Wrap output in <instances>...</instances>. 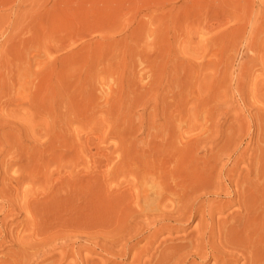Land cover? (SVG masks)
<instances>
[{"label": "rangeland", "instance_id": "rangeland-1", "mask_svg": "<svg viewBox=\"0 0 264 264\" xmlns=\"http://www.w3.org/2000/svg\"><path fill=\"white\" fill-rule=\"evenodd\" d=\"M262 180L264 0H0V264H264Z\"/></svg>", "mask_w": 264, "mask_h": 264}, {"label": "bare ground", "instance_id": "bare-ground-1", "mask_svg": "<svg viewBox=\"0 0 264 264\" xmlns=\"http://www.w3.org/2000/svg\"><path fill=\"white\" fill-rule=\"evenodd\" d=\"M186 135H187V134H186ZM188 137H189V136H188ZM191 137H192V136H191ZM193 137H194V136H193ZM193 137H192V138H193ZM198 137H199V136H198ZM198 137H197V138H198ZM175 138H176V137H175ZM181 138H182V137H181ZM189 138H190V137H189ZM195 138H196V137H195ZM200 138H201V137H200ZM200 138H199V139H200ZM179 139H180V137H179ZM186 139H187V137H186ZM186 139H185V140H186ZM169 140H170V139H169ZM181 140H182V139H181ZM187 140H188V139H187ZM190 140H191V139H190ZM193 140H194V139H193ZM204 140H205V139H204ZM174 141H175V140H174ZM178 141H180V140H178ZM182 141H183V140H182ZM171 142H172V141H171ZM202 142H203V141H202ZM183 143H185V142H183ZM186 143H187V142H186ZM188 143H189V142H188ZM191 143H192V141H191ZM165 144H166V143H165ZM168 144H169V143H168ZM171 144H172V143H171ZM203 144H204V143H203ZM182 145H183V144H182ZM185 145H186V144H185ZM185 145H184V147H185ZM194 145H195V144H194ZM189 146H190V145H189ZM198 146H199V145H198ZM171 147H172V146H171ZM175 147H176V146H175ZM192 147H193V146H192ZM169 150H170V149H169ZM182 150L185 151L186 149L183 148ZM195 151H196V150H195ZM195 151H194V152H195ZM162 152H163V151H162ZM164 152H165V151H164ZM178 152L180 153V151H178ZM208 152H209V151H208ZM187 153H188V152H187ZM190 153H191V151H190ZM172 154H173V153H172ZM172 154H171V155H172ZM182 154H184V152L181 153V155H182ZM210 154H211V153H210ZM161 155H162V154H161ZM176 155H177V154H176ZM178 155H179V154H178ZM178 155H177V156H178ZM181 155H180V158H182ZM215 155H216V154H215ZM174 156H175V155H174ZM174 156H173V157H174ZM194 156H195V155H194ZM206 156H207V155H206ZM167 157H168V156H167ZM186 158H187V155H186ZM190 158H191V157H190ZM211 158H212V157H211ZM214 158H215V157H214ZM164 159H165V158H164ZM184 159H185V158H184ZM168 160H170V159H168ZM175 160H176V159H175ZM186 160H189V159H186ZM196 160H197V159H196ZM173 161H174V160H173ZM176 161H177V160H176ZM197 161H198V160H197ZM197 161H196V162H197ZM178 162H179V160H178ZM192 162H194V161H192ZM209 162H210V161H209ZM161 163H162V162H161ZM176 163H177V162H176ZM184 163H185V162H183V164H184ZM186 163H187V162H186ZM197 163H198V162H197ZM197 163H196V164H197ZM187 164H188V163H187ZM212 164H213V163H212ZM155 165H156V164H155ZM164 165H165V163H164ZM172 165H174V164H172ZM189 165H190V164H189ZM205 165H206V161H205ZM205 165L202 166V167L204 168ZM235 165H236V163H235ZM260 165H261V164H260ZM148 166H149V165H148ZM167 166H168V165H167ZM169 166H170V165H169ZM180 166H182V165H180ZM144 167H147V166H144ZM156 167H157V166H156ZM160 167H161V166H160ZM170 167H171V166H170ZM175 167H176V166H175ZM184 167H186V166H184ZM200 167H201V166H200ZM221 167H222V166H221ZM127 168H128V167H127ZM173 168H174V167H173ZM176 168H177V167H176ZM176 168H175V169H176ZM197 168H198V167H197ZM197 168H196V170H197ZM205 168H206V167H205ZM146 169H147V168H146ZM164 169H165V168H164ZM164 169H163V170H164ZM179 169H180V168H179ZM181 169H182V168H181ZM192 169H193V168H192ZM212 169H213V168H212ZM124 170H125V169H124ZM140 170H141V169H140ZM150 170H151V169H150ZM157 170H158V169H157ZM215 170H216V169H215ZM134 171H135V170H134ZM155 171H156V170H155ZM164 171H165V170H164ZM180 171H181V170H180ZM204 171H205V170H204ZM170 172H171V171H170ZM178 172H179V171H178ZM185 172L188 173L189 171H186V170L184 169V173H185ZM191 172H192V171H191ZM191 172H190V173H191ZM196 172H197V171H196ZM206 172H207V171H206ZM259 172H260V171H259ZM144 173H145V170H144ZM148 173H150V172L148 171ZM148 173H147V176H148ZM156 173H157V172H156ZM173 173H174V171H173ZM212 173H213V172H212ZM152 174H153V173H152ZM159 174H160V172H159ZM168 174H169V173H168ZM171 174H172V173H171ZM171 174H170V175H171ZM179 174H180V173H179ZM182 174H183V173H182ZM191 174H192V173H191ZM191 174H190V175H191ZM204 174H205V172H204ZM247 174H248V173H247ZM247 174H246V175H247ZM254 174H255V173H254ZM30 175H31V174H30ZM140 175H141V174H140ZM140 175H139V176H140ZM145 175H146V174H145ZM157 175H158V174H157ZM170 175H169V177H170ZM175 175H176V173H175ZM208 175H210V174H208ZM142 176H144V175H142ZM150 176H151V174H150ZM155 176H156V175H155ZM199 176H200V175H199ZM218 176H219V175H218ZM244 176H245V175H244ZM29 177H30V176H29ZM45 177H46V176H45ZM151 177H152V176H151ZM153 177H154V175H153ZM161 177H162V176H161ZM161 177L158 176V178H161ZM169 177H168V178H169ZM173 177H174V176H173ZM178 177H180L179 180H178L177 176H176L177 180L172 178L173 183L170 182V184H166V183L164 184V183L158 182L159 180H157V179H154V181H153V180L150 181V183H153V184H154V185H149V188H151L150 186L154 187V188H153V189H154V190H153V195H154V194H155V195L153 196L152 193H151V196H153L154 198H155V196H156V199H153V201L155 200V202H154V205H155V206L152 205V204H153V203H152L153 201L150 202L151 204H148L149 202L146 204L147 201H144V204H146V206H148V205H149V206L152 205L153 208H155V210H156V208H157L158 211L161 210V212H162V211H166V212H167V211L169 210V213H170V214H171V212H172V213H173V212H176L175 214H177V212H178L177 210H180V214H179V215H181V218H180V219H182V220L190 219L191 216L197 217V214H198V212H199V211H198L199 208L196 209L195 206H194L193 208H187V206H186V209H178L179 207L182 208V207L180 206V204L178 205V203L181 202V198L183 197V196L181 197L180 195H184V193H185V192L187 191V189H188L187 183H188L189 181H192V179H190L189 177H187L185 174H184V175H178ZM129 178H130V176H129ZM134 178H137V177H134ZM139 178H140V177H139ZM144 178H146V177L144 176ZM144 178H143V179L141 178V179L144 181V180H145ZM155 178H156V177H155ZM163 178H164V177H163ZM165 178H166V177H165ZM165 178H164V179H165ZM181 178H182V179H181ZM192 178H193V175H192ZM195 178H196V177H195ZM219 178H220V177H219ZM227 178H228V177H227ZM255 178H256V177H255ZM29 179H30V178H29ZM151 179H153V178H151ZM164 179H162V180H164ZM170 179H171V177H170ZM203 179H204V178H202V180H203ZM206 179H207V178H206ZM238 179H239V178H238ZM134 180H135V179H134ZM155 180H157V182H155ZM165 180H166V179H165ZM200 180H201V179H200ZM235 180H237V179H235ZM11 181H12V180H11ZM131 181H132V180H131ZM138 181H139V180H138ZM148 181H149V180H148ZM203 181H204V180H203ZM205 181H206V180H205ZM212 181H213V180H212ZM237 181H238V180H237ZM262 181H264V180H262ZM135 182H137V181H135ZM139 182H140V181H139ZM141 182H142V181H141ZM141 182H140V184H142ZM167 182H168V181H167ZM196 182L199 183L198 180H196ZM200 182H201V181H200ZM206 182H207V181H206ZM213 182H214V181H213ZM219 182H220V181H219ZM238 182H239V181H238ZM243 182H244V181H243ZM252 182H253V181H252ZM145 183H147V182L145 181ZM194 183H195V182H194ZM194 183H192L193 186H195ZM210 183H211V182H210ZM220 183H221V182H220ZM255 183H256V182H255ZM260 183H261V182H260ZM118 184H119V183H118ZM127 184H128V182H127ZM129 184H130V183H129ZM136 184H137V183H136ZM148 184H149V183H148ZM143 185L145 186L144 183H143ZM188 185H190V184H188ZM214 185H215V184H214ZM226 185H227V184H226ZM237 185H238V184H237ZM259 185H260V184H259ZM134 186H135V185H134ZM144 186H141V187H144ZM197 186H199V185H197ZM222 186H223V185H222ZM243 186H244V183H243ZM141 187H140V188H141ZM147 187H148V185H147ZM147 187H146V188H147ZM191 187H192V186H191ZM202 187H203V186H202ZM202 187H201V188H202ZM211 187H212V186H211ZM223 187H224V186H223ZM244 187H245V186H244ZM244 187H243V188H244ZM17 188H18V187H17ZM55 188H56V187H55ZM115 188H116V187H115ZM118 188H119V187H118ZM127 188H128V187H127ZM138 188H139V187H138ZM138 188H135V189H138ZM146 188H144V189L142 190V192H141V190H140V192H141V197L143 196V198L146 197V196H148V195H149V192L151 191V190L148 191V190H147L148 188H147V189H146ZM189 188H190V186H189ZM201 188H200V189H201ZM204 188L207 189V186L204 187ZM209 188H210V187H209ZM218 188H219V186H218ZM243 188H242V189H243ZM250 188H251V187H250ZM258 188H259V187H258ZM9 189H10V188H9ZM15 189H16V188H15ZM116 189H117V188H116ZM131 189H133V186H132ZM151 189H152V188H151ZM195 189H196V188H195ZM195 189H194V190H195ZM211 189H212V188H211ZM247 189H248V188H247ZM114 190H115V189H114ZM119 190H120V188H119ZM138 190H139V189H138ZM138 190H136V191H138ZM189 190H190V189H189ZM189 190H188V191H189ZM208 190H209V189H208ZM254 190H255V189H254ZM129 191H130V190H129ZM196 191H197V190H196ZM215 191H216V190H215ZM248 191H249V190H248ZM251 191H252V190H251ZM47 192H48V191H47ZM120 192H121V191H120ZM134 192H135V191H134ZM138 192H139V191H138ZM140 192H139V194H140ZM207 192H208V191H207ZM122 193H123V192H122ZM126 193H127V191H126ZM130 193H131V191H130ZM132 193H133V192H132ZM132 193H131V194H132ZM191 193H194V191H192V192L190 191V194H189L190 196H192ZM201 193H202V192H201ZM213 193H214V192H213ZM248 193H250V192H248ZM260 193H261V192H260ZM123 194H124V193H123ZM134 194H135V193H134ZM136 194H137V193H136ZM187 194H188V193H187ZM226 194H227V193H226ZM241 194H242V193H241ZM244 194H245V193H244ZM258 194H259V192H258ZM262 194H264V193H262ZM189 195H187V196H189ZM203 195H204V194H203ZM223 195H224V194H223ZM252 195H253V194H252ZM130 196H131V195H130ZM137 196H139V195H137ZM151 196H150V199L153 198V197H151ZM215 196H216V195H215ZM233 196H234V195H233ZM243 196H244V195H243ZM260 196H261V195H260ZM48 197H49V196H48ZM92 197H93V196H92ZM131 197H132V196H131ZM239 197H240V195H239ZM245 197H246V196H245ZM254 197H257V196H254ZM261 197H262V196H261ZM132 198H133V197H132ZM135 198H136V195H135ZM146 198H147V197H146ZM148 198H149V197H148ZM183 198H184V197H183ZM203 198H204V197H203ZM250 198H251V197H250ZM24 199H25V198H24ZM24 199H23V200H24ZM89 199H90V198H89ZM112 199H113V198H112ZM139 199H140V196H139ZM139 199H138V200H139ZM144 199H145V198H144ZM187 199H188V198L186 197V201H187ZM206 199H207V198H206ZM122 200H123V199H122ZM129 200H130V199H129ZM138 200H137L136 203L139 204V202L142 201V198H141V201L139 200V202H138ZM145 200H146V199H145ZM239 200H241V199H239ZM246 200H247V199H246ZM260 200H261V198H260ZM44 201H45V200H44ZM61 201H62V199H61ZM87 201H88V200H87ZM90 201H91V200H90ZM134 201H136V199H135ZM148 201H149V199H148ZM258 201H259V200H258ZM258 201H257V202H258ZM30 202H31V201H30ZM32 202H33V201H32ZM191 202H193V201L191 200ZM197 202H198V201H197ZM211 202H213V201H211ZM225 202H226V201H225ZM188 203H189V202H188ZM229 203H230V202H229ZM255 203H256V202H255ZM47 204H48V203H47ZM129 204H131V203H129ZM138 204H136V205L138 206ZM184 204L186 205V203H183V205H184ZM209 204H210V203H209ZM227 204H228V203H227ZM22 205H23V204H22ZM136 205H135V206H136ZM142 205H143V202H142ZM142 205H140V206H142ZM188 205H189V204H188ZM191 205H192V204H191ZM215 205H216V204H215ZM221 205H223V204H221ZM249 205H250V204H249ZM249 205H248V206H249ZM252 205H253V204H252ZM84 206H85V205H84ZM115 206H116V205H115ZM125 206L127 207V205H125ZM135 206H134V207H135ZM140 206H138V207H140ZM178 206H179V207H178ZM205 206H206V205H205ZM223 206H225V205H223ZM238 206H239V205H238ZM248 206H247V207H248ZM132 207H133V205H132ZM183 207H184V206H183ZM189 207H190V206H189ZM191 207H192V206H191ZM196 207H197V206H196ZM211 207H213V206H211ZM219 207H220V206H219ZM242 207H243V206H242ZM256 207H257V206H256ZM151 208H152V207H151ZM153 208H152V209H153ZM201 208H202V207H201ZM237 208H238V207H237ZM237 208H236V209H237ZM254 208H255V207H254ZM118 209H119V208H118ZM136 209H137V208H136ZM138 209H139V208H138ZM148 209H149V208H148ZM148 209H147V210H148ZM152 209H151V210H152ZM216 209H217V208H216ZM216 209H215V211H216ZM250 209H252V207H251ZM121 210H122V209H121ZM124 210H125V209H124ZM131 210H132V208H131ZM141 210H143V209L141 208ZM205 210H206V209H205ZM219 210H220V208H219ZM221 210H222V209H221ZM223 210H224V208H223ZM245 210H246V209H245ZM115 211H116V210H115ZM143 211H144V210H143ZM149 211H150V209H149ZM153 211H154V209H153ZM212 211H214V210H212ZM235 211H236V210H235ZM248 211H249V210H248ZM251 211H252V210H251ZM56 212H57V211H56ZM132 212H133V211H132ZM151 212H152V211H151ZM155 212H156V211H155ZM166 212H164V214H165ZM200 212H201V211H200ZM208 212H209V211H208ZM210 212H211V211H210ZM219 212H221V211H219ZM246 212H247V211H246ZM249 212H250V211H249ZM116 213H117V212H116ZM126 213H127V212H126ZM144 213H146V212H144ZM147 213H148V212H147ZM149 213H150V212H149ZM169 213H168V215H169ZM178 213H179V212H178ZM202 213H203V212H202ZM205 213H206V212H205ZM232 213H233V212H232ZM236 213H237V212H236ZM255 213H256V212H255ZM258 213H260V212H258ZM262 213H264V212H262ZM28 214H29V213H28ZM30 214H31V213H30ZM118 214H119V213H118ZM131 214H133V213H131ZM138 214H139V213H138ZM140 214H141V213H140ZM142 214H143V213H142ZM161 214H162V213H161ZM175 214H174L173 216H175ZM239 214H240V213H239ZM247 214H248V213H247ZM60 215H61V214H60ZM119 215H120V214H119ZM144 215H145V214H144ZM146 215H147V214H146ZM158 215H159V214H158ZM179 215H178V216H179ZM207 215H209V214H207ZM218 215H219V214H218ZM237 215H238V214H237ZM245 215H246V214H245ZM254 215H255V214H254ZM45 216H46V215H45ZM121 216H122V214H121ZM124 216H127V215L124 214ZM132 216H133V215H132ZM154 216H155V215H154ZM171 216H172V214H171ZM173 216H172V217H173ZM178 216H177V219L180 217V216H179V217H178ZM200 216H201V215H200ZM200 216H199V217H200ZM211 216H212V215H211ZM216 216H217V215H216ZM224 216H225V215H224ZM249 216H250V215H249ZM114 217H115V216H114ZM144 217H146V216H144ZM148 217H149V216H148ZM167 217H168V216H167ZM167 217H166V219H167ZM172 217H170V218H172ZM185 217H186V218H185ZM208 217H209V216H208ZM220 217H221V216H220ZM231 217H232V216H231ZM241 217H242V216H241ZM247 217H248V216H247ZM252 217H253V215H252ZM262 217H264V216H262ZM50 218H51V216H50ZM140 218H141V217H140ZM140 218H139V219H140ZM184 218H185V219H184ZM197 218H198V217H197ZM40 219H41V218H40ZM48 219H49V218H48ZM78 219H79V218H78ZM120 219H121V218H120ZM146 219H147V218H146ZM146 219H145V220H146ZM172 219H173V218H172ZM209 219L212 220V218H210V217H209ZM215 219H216V218H215ZM227 219H228V218H227ZM229 219H230V218H229ZM245 219H246V218H245ZM250 219H251V218H250ZM31 220H32V219H31ZM44 220H45V218H44ZM46 220H47V219H46ZM123 220H124V219H123ZM126 220H127V219H126ZM129 220H130V219H129ZM134 220H135V219H134ZM136 220H137V219H136ZM153 220H154V218H153ZM159 220H160V219H159ZM173 220H176V219H173ZM199 220H202V219H199ZM47 221H48V220H47ZM53 221H54V220H53ZM177 221H178V220H177ZM189 221H190V220H189ZM202 221H203V220H202ZM202 221H201V222H202ZM217 221H218V220H217ZM220 221H222V220H220ZM234 221H235V220H234ZM236 221H237V220H236ZM249 221H250V220H249ZM253 221H256V220H253ZM29 222H30V221H29ZM34 222H36V221L34 220ZM136 222H137V221H136ZM147 222H149V221H147ZM174 222H175V221H174ZM180 222H181V221H180ZM237 222H238V221H237ZM245 222H246V221H245ZM124 223H125V222H124ZM126 223H127V221H126ZM159 223H160V222H159ZM182 223H183V222H182ZM229 223H230V222H229ZM35 224H36V223H35ZM200 224H201V223H200ZM232 224H233V223H232ZM246 224H247V223H246ZM130 225H131V223H130ZM161 225H162V224H161ZM178 225H179V224H178ZM194 225H195V224H194ZM198 225H199V223H198ZM202 225H203V224H202ZM217 225H219V224H217ZM226 225H227V224H226ZM237 225H239V224H237ZM240 225H241V224H240ZM35 226H36V225H35ZM141 226H143V225L141 224ZM150 226H151V225H150ZM170 226H171V225H170ZM175 226H176V225H175ZM185 226H186V225H185ZM205 226H206V225H205ZM222 226H223V225H222ZM255 226H256V225H255ZM255 226H254V229H256ZM261 226H262V225H261ZM32 227H33V226H32ZM36 227H39V226H36ZM36 227H35V228H36ZM60 227H61V226H60ZM126 227H127V225H126ZM128 227H129V226H128ZM128 227H127V230H128V231H129V230L131 231V229H128ZM132 227H133V226H132ZM135 227H136V226H135ZM137 227H138V226H137ZM137 227H136V229H137ZM153 227H154V226H153ZM171 227H172V226H171ZM177 227H178V226H177ZM196 227L198 228L199 226L196 225ZM213 227H214V226H213ZM220 227H221V226H220ZM232 227H233V226H231V228H232ZM237 227H238V226H237ZM240 227H241V226H240ZM250 227H251V226H250ZM258 227H259V225H258ZM48 228H49V227H48ZM54 228H55V227H54ZM129 228H130V227H129ZM139 228H140V227H139ZM142 228H143V227H142ZM146 228H148V227H146ZM165 228H166V227H164V230H165ZM168 228H170V227L168 226ZM168 228H166V229H168ZM197 228H196V229H197ZM199 228H200V227H199ZM248 228H249V227H248ZM37 229H38V228H37ZM49 229H50V228H49ZM144 229H145V228H144ZM149 229H150V227H149ZM152 229H153V228H152ZM154 229H155V228H154ZM174 229H175V228H174ZM174 229H172V230H174ZM192 229H193V228H192ZM202 229H203V228H202ZM232 229H233V228H232ZM235 229H236V228H235ZM238 229H239V228H238ZM242 229H243V228H242ZM244 229H245V227H244ZM32 230H33V229H32ZM44 230H45V229H44ZM58 230H60V229H58ZM61 230H62V228H61ZM122 230H123V229H122ZM161 230H163V229H161ZM164 230H163V231H164ZM198 230H199V229H198ZM219 230H220V229H219ZM229 230H230V229H229ZM246 230H247V229H246ZM260 230H261V229H260ZM33 231H35V229H34ZM33 231H32V232H33ZM45 231H47V230H45ZM45 231H44V232H45ZM128 231H127V232H128ZM159 231H160V230H159ZM190 231H191V230H190ZM192 231H193V230H192ZM208 231H209V230H208ZM210 231H211V230H210ZM222 231H223V230H222ZM225 231H226V230H225ZM52 232H53V231H51V233H52ZM55 232H56V231H55ZM55 232H54V233H55ZM61 232H62V231H61ZM61 232H59V233L61 234ZM124 232H125V231H124ZM143 232H144V230H143ZM166 232H167V230H166ZM170 232H171V231H170ZM170 232H169V233H170ZM188 232H189V231H188ZM198 232H199V231H198ZM200 232H201V231H200ZM213 232H214V231H213ZM217 232H218V231H217ZM234 232H235V231H234ZM257 232H258V231H257ZM26 233H27V232H26ZM35 233H36V232H35ZM54 233H53V234H54ZM57 233H58V231H57ZM59 233H58V235L60 236ZM141 233H142V232H141ZM158 233H159V232H158ZM180 233H181V232H180ZM185 233H186V232H185ZM205 233H206V232H205ZM223 233H224V232H223ZM228 233H229V232H228ZM250 233H251V232H250ZM33 234H34V233H33ZM36 234H37V233H36ZM40 234H41V233H40ZM150 234H152V233H150ZM156 234H157V233H156ZM190 234H191V233H190ZM195 234H196V233H195ZM208 234H211V233H208ZM255 234H256V233H255ZM259 234H260V233H259ZM26 235H27V234H26ZM125 235H126V234H125ZM128 235H130V234H128ZM128 235H127V236H128ZM134 235H135V234H134ZM143 235H144V234H143ZM178 235H179V234H178ZM181 235H182V233H181ZM242 235H243V234H242ZM244 235H245V234H244ZM256 235H257V234H256ZM41 236H42V234H41ZM50 236H51V238H53L52 235H50ZM54 236H57V234L54 235ZM117 236H119V235H117ZM132 236H133V235H132ZM167 236H169V235H167ZM183 236H184V235H183ZM186 236H187V234H186ZM206 236H207V235H206ZM210 236H212V234H211ZM210 236H209V237H210ZM217 236H218V234H217ZM230 236H231V235H230ZM230 236H229V237H230ZM234 236H235V235H234ZM236 236H238V235L236 234ZM259 236H260V235H258V238H260V240H261V237H259ZM42 237H43V236H42ZM42 237H41V238H42ZM61 237H62V235H61ZM149 237H151V236H149ZM170 237H171V236H170ZM200 237H201V236H200ZM244 237H245V236H244ZM247 237H248V236H247ZM247 237H246V238H247ZM251 237H252V236H251ZM39 238H40V237H39ZM44 238H45V236H44ZM139 238H140V237H139ZM160 238H161V237H160ZM163 238H164V237H163ZM174 238H175V237H174ZM178 238H179V237H178ZM194 238H195V237H194ZM202 238H203V237H202ZM253 238H254V237H253ZM262 238H264V237H262ZM21 239H22V238H21ZM21 239H20V240H21ZM29 239H30V238H29ZM29 239H28V240H29ZM34 239H35V238H34ZM37 239H38V238H36V241H37ZM112 239H113V238H112ZM151 239H152V238H151ZM168 239H169V238H168ZM186 239H188V238H186ZM192 239H193V238H192ZM195 239H196V238H195ZM197 239H198V238H197ZM210 239H211V238H210ZM214 239H216V238H214ZM221 239H222V237H221ZM223 239H224V238H223ZM230 239H231V237H230ZM240 239H241V238H240ZM242 239H243V238H242ZM255 239H256V238H255ZM44 240H45V239H44ZM58 240H59V238H58ZM127 240H128V239H127ZM137 240H138V239H137ZM148 240H149V239H148ZM153 240H154V239H153ZM161 240H162V239H160V241H161ZM166 240H167V239H166ZM181 240H182V239H181ZM189 240H190V239H189ZM200 240H201V239H200ZM205 240H206V239H205ZM217 240H218V239H217ZM248 240H249V239H248ZM253 240H254V239H253ZM260 240H259V241H260ZM40 241H41V239H40ZM40 241H38V243H39ZM46 241H48V239H47ZM50 241H51V239H50ZM146 241H147V239H146ZM168 241L171 242V240H168ZM172 241H173V240H172ZM174 241H175V240H174ZM179 241H180V240H179ZM182 241H183V240H182ZM191 241H192V240H191ZM219 241H220V237H219ZM229 241H230V240H229ZM244 241H245V240H244ZM249 241H250V240H249ZM257 241H258V240H257ZM259 241H258V242H259ZM262 241H264V240H262ZM21 242H22V241H21ZM21 242H20V243H21ZM158 242H159V240H158ZM176 242H177V241H176ZM180 242H181V241H180ZM186 242H187V241H186ZM186 242H185V243H186ZM188 242H189V241H188ZM198 242H199V241H198ZM225 242H226V241H225ZM231 242H232V241H231ZM251 242H252V241H251ZM254 242L256 243V241H254ZM254 242H253V244H254ZM47 243H48V242H47ZM54 243H55V242H54ZM54 243H53V244H54ZM112 243H113V242H112ZM146 243H147V242H146ZM150 243H151V242H150ZM160 243H161V242H160ZM163 243H164V242H163ZM171 243H172V242H171ZM189 243H191V242H189ZM193 243H194V242H193ZM193 243H192V244H193ZM210 243H211V242H210ZM217 243H219V242L217 241ZM220 243L222 244L221 241H220ZM237 243H238V242H237ZM240 243H241V242H240ZM247 243H248V242H247ZM259 243H261V242H259ZM40 244H42V243H40ZM175 244H176V247H177L178 244H177V243H175ZM175 244H173V245H175ZM186 244H187V243H186ZM198 244H199V243H197V245H198ZM206 244H207V243H206ZM249 244H250V242H249ZM261 244H264V242H262ZM261 244H260V245H261ZM29 245H30V244H29ZM29 245H28V246H29ZM42 245H43V244H42ZM48 245H49V244H48ZM134 245H135V244H134ZM158 245H159V243H158ZM189 245H190V244H189ZM197 245H196V246H197ZM208 245H209V244H208ZM208 245H207V246H208ZM222 245H223V244H222ZM225 245L227 246L226 243H225ZM260 245H258V247H259ZM37 246H38V245H37ZM219 246H220V245H219ZM231 246H232V245H231ZM242 246H243V245H242ZM245 246H246V245H245ZM253 246H254V245H253ZM261 246H262V245H261ZM24 247H25V246H24ZM129 247H130V246H129ZM171 247H172V246H171ZM171 247H170V248H171ZM181 247H183V246H181ZM189 247H190V246H189ZM194 247H195V246H194ZM194 247H193V249H195ZM221 247H222V246H221ZM227 247H228V246H227ZM229 247H230V245H229ZM229 247H228V248H229ZM233 247H234V246H233ZM249 247H250V246H249ZM256 247H257V246H256ZM32 248H34V246H33ZM46 248H47V247H46ZM153 248H154V247H153ZM161 248H162V247H161ZM167 248H168V247H167ZM207 248H208V247H207ZM214 248H215V246H214ZM228 248H226V249H228ZM237 248H238V247H237ZM131 249H132V248H131ZM136 249H137V248H136ZM165 249H166V248H165ZM187 249H188V247H187ZM190 249H191V247H190ZM197 249H198V247H197ZM211 249H213V248H211ZM224 249H225V248H224ZM226 249H225V250H226ZM235 249H236V248H235ZM248 249H251V248H248ZM253 249H254V247H253ZM253 249H252V250H253ZM259 249H260V247L257 248V250H259ZM29 250H30V249H29ZM29 250H28V251H29ZM35 250H36V249H35ZM39 250H41V249L39 248ZM39 250H38V248H37V251H39ZM123 250H124V249H123ZM125 250H126V249H125ZM128 250L130 251V248H129ZM158 250H159V249H158ZM171 250H172V249H171ZM178 250H179V249H178ZM199 250H200V249H199ZM199 250H198V251H199ZM201 250H202V249H201ZM205 250H206V249H205ZM229 250H231V248H230ZM238 250H239V249H238ZM262 250H264V249H262ZM53 251H54V250H53ZM55 251H56V250H55ZM132 251H133V249H132ZM154 251H155V250H154ZM163 251H164V250H163ZM166 251H167V249H166ZM180 251H181V250H180ZM186 251H187V250H186ZM186 251H185V252H186ZM195 251H197V250H195ZM208 251H209V250H208ZM212 251H213V250H212ZM236 251H237V250H236ZM236 251H234V252H236ZM243 251H244V250H243ZM245 251H246V250H245ZM34 252H35V251H34ZM122 252H123V251H122ZM124 252H125V251H124ZM145 252H146V251H145ZM169 252H170V251H169ZM173 252H174V251H173ZM173 252H171V253H173ZM221 252H224V250H221ZM225 252H226V251H225ZM237 252H238V251H237ZM248 252L250 253V254H248V255H253V253H254V251L252 252L251 250H250V251L248 250ZM260 252H261V251H260ZM260 252L258 251V254H259ZM32 253H33V252H32ZM127 253H128V252H127ZM142 253H143V252H142ZM148 253H149V252H148ZM152 253H153V252H152ZM183 253H184V251H183ZM186 253H187V252H186ZM206 253H207V252H206ZM206 253H205V254H200V256H201V255L204 256V255H206ZM213 253H214V252H213ZM226 253H227V252H226ZM230 253H231V252H230ZM44 254H45V253H44ZM47 254H51V253H47ZM47 254H46V256H47ZM150 254H151V252H150ZM157 254H158V253H157ZM165 254H166V253H165ZM175 254H176V252H175ZM192 254H193V253H192ZM198 254H199V252H198ZM208 254H209V253H208ZM221 254H222V253H221ZM236 254H237V253H236ZM238 254H239V253H238ZM238 254H237V255H238ZM258 254H257V259H258ZM143 255H144V254H143ZM146 255H148V254H146ZM161 255H162V254H161ZM177 255H178V254H177ZM185 255H186V254H185ZM185 255H184V257L187 258V256H185ZM188 255H189V253H188ZM212 255L215 256L214 254H212ZM223 255H224V254H223ZM229 255H230V254H229ZM237 255H235L236 258H237ZM246 255H247V254H246ZM248 255H247V256H248ZM254 255H255V254H254ZM254 255H253V257H254ZM43 256H44V255H43ZM154 256H155V255H154ZM170 256H171V255H170ZM172 256H173V255H172ZM213 256H212V257H213ZM220 256H221V255H220ZM230 256H231V255H230ZM239 256H242V255H239ZM255 256H256V255H255ZM259 256H260V255H259ZM262 256H264V253H262ZM262 256H261V257H262ZM53 257H54V256H53ZM140 257H141V256H140ZM144 257H145V256H144ZM144 257H143V258H144ZM155 257H156V256H155ZM168 257H169V256H168ZM173 257H174V256H173ZM177 257H179V256H177ZM181 257H182V256H181ZM197 257H198V256H197ZM206 257H207V256H206ZM218 257H219V256H217V260L219 259ZM231 257H232V256H231ZM32 258H33V257H32ZM48 258H49V257H48ZM131 258H132V257H131ZM138 258H139V257H138ZM182 258H183V257H182ZM215 258H216V256L214 257V259H215ZM229 258H230V257H229ZM236 258H235V260H236ZM240 258H241V257H240ZM246 258H247V257H246ZM250 258H251V260L253 259L251 256H250ZM254 258H256V257H254ZM49 259H50V258H49ZM161 259H162V256H161ZM161 259H160V261H161ZM171 259H172V258H171ZM200 259H201V258H200ZM204 259H206V258H204ZM211 259H212V258H211ZM214 259H213V260H214ZM135 260H136V259H135ZM139 260H140V259H139ZM141 260H142V259H141ZM157 260H159V259H157ZM157 260H156V261H157ZM166 260H167V259H166ZM190 260H191V259H190ZM217 260H216V263H217ZM220 260H222V258H221ZM224 260H225V259L222 260V263H223V264H233V262H234V260H229L228 262H226V261H224ZM145 261H146V260H145ZM148 261H149V260H148ZM163 261H164V260H163ZM167 261H168V260H167ZM181 261H182V260H181ZM223 261H224V262H223ZM244 261H245V260H244ZM254 261H255V263H257L256 259H254ZM259 261H261V260H259ZM262 261H264V259H262ZM262 261H261V262H262ZM133 262H134V261H133ZM135 262H136V261H135ZM171 262H172V261H171ZM173 262H175V261H173ZM190 262H192V261H190ZM197 262H198V261H197ZM242 262H243V261H242ZM245 262H247V260H246ZM250 262H251V263H250ZM250 262H247V264H248V263L252 264L253 261H250ZM261 262H260V263H261ZM1 263H2V262H1ZM46 263H47V261H46ZM159 263H160V262H159ZM181 263H182V262H181ZM192 263H193V262H192ZM213 263H214V262H213ZM234 263H235V262H234ZM255 263H254V264H255ZM131 264H133V263H131ZM140 264H141V263H140ZM142 264H143V262H142ZM144 264H146V263H144ZM150 264H151V263H150ZM167 264H168V263H167ZM171 264H172V263H171ZM182 264H183V263H182ZM185 264H186V263H185ZM195 264H196V263H195ZM199 264H200V263H199ZM235 264H236V263H235ZM258 264H259V263H258Z\"/></svg>", "mask_w": 264, "mask_h": 264}]
</instances>
